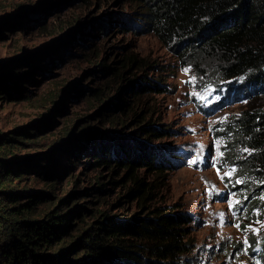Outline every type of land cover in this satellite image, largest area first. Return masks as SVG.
Returning a JSON list of instances; mask_svg holds the SVG:
<instances>
[{"label":"trees","instance_id":"obj_1","mask_svg":"<svg viewBox=\"0 0 264 264\" xmlns=\"http://www.w3.org/2000/svg\"><path fill=\"white\" fill-rule=\"evenodd\" d=\"M95 1L106 7L101 16L91 21L74 18L55 27L51 36L84 23L70 39L95 38L92 21H105L97 36L107 35L113 26L114 32L152 34L211 89H220L225 97L242 95L244 111L233 129L249 150L243 166L264 185V0H80L90 7ZM113 6L131 10L116 16ZM105 61L97 70L116 81V91L105 98L101 90L93 91L101 108L65 128L59 141H70L55 148L57 158L21 165L6 158L5 145L12 139L0 134V264H195V250L186 240L191 217L178 208L167 209L161 200L166 175L180 158L175 151H165L168 145L157 149L153 140L171 131L153 122L149 108L137 110L145 95L165 94L167 84L138 75L147 67L156 69L138 54L127 52L116 62ZM29 63L32 71L39 68L35 61ZM3 70L0 67V100L12 97L11 87L22 88L25 81L20 75L13 78L12 69ZM24 76L34 82L31 72ZM64 96L53 93L49 102L59 105ZM117 112L125 119L112 122L109 131L88 128L94 119L115 118ZM69 155L85 156L86 168L99 174L100 184L86 187L82 196L103 204L111 189L127 186L125 195L112 204L125 207L131 200L140 210L125 216L91 209L94 201L78 202V194L68 192V186L59 195L62 179L76 184L80 180L69 179L71 166L62 159ZM28 176L42 179L43 190L22 186ZM254 248L256 261L264 264V245Z\"/></svg>","mask_w":264,"mask_h":264},{"label":"rangeland","instance_id":"obj_2","mask_svg":"<svg viewBox=\"0 0 264 264\" xmlns=\"http://www.w3.org/2000/svg\"><path fill=\"white\" fill-rule=\"evenodd\" d=\"M23 8L30 12L22 16ZM105 8L97 1L90 7L80 0H0V67H4L3 73L12 69L13 78L20 75L25 80L22 88L21 84L11 87L12 97L0 100V134L12 139L5 145L9 154L6 158L21 165L57 158L55 148L64 143L59 139L65 128L101 108L93 91L101 90L104 98L116 91V81L102 77L97 70L104 58L113 63L121 54H138L149 66H156L147 67L138 75L145 74L153 81L167 84L165 94L145 95L137 110L149 108L153 122L171 131L153 140L157 149L164 150L168 145L165 151H175L180 158L174 160L173 169L166 175L161 200L167 209L178 208L180 214L191 217L186 240L195 250V264H261L251 251L256 245H264V185L243 166L246 152L233 129L244 111L242 95L225 97L220 95V89L218 94L195 70L179 64L152 34L120 29L114 32L112 29L117 28L113 26L107 35L104 32L97 36L99 25L105 21L93 22L90 32L95 38L70 37L58 49L47 50L48 43L60 35L51 36L55 27L74 18L91 21L101 16ZM112 10L118 16L131 9L125 7L122 11L113 6ZM30 61H35L39 68L32 71ZM25 72H31L34 82L26 81ZM61 92L65 95L64 101L59 98L61 104L49 102L51 94ZM116 114L108 120L94 119L87 126L109 131L112 122L125 119L119 112ZM62 159L71 166L67 171L71 174L69 179L75 176L80 180L76 184L74 180L62 179L59 195L68 186V192L75 190L78 194V202L94 201L91 209L125 216L140 210L131 200L125 207L112 204L117 196L125 195L127 186L111 189L103 204L91 195L82 196L86 187L100 184L96 179L98 171L86 168L85 156L69 155ZM232 169L235 172L226 176ZM32 177H25L22 186L43 190L42 179ZM237 180L242 183L237 184Z\"/></svg>","mask_w":264,"mask_h":264},{"label":"water","instance_id":"obj_3","mask_svg":"<svg viewBox=\"0 0 264 264\" xmlns=\"http://www.w3.org/2000/svg\"><path fill=\"white\" fill-rule=\"evenodd\" d=\"M72 6V5H70ZM26 9L23 8V9H20L21 13L23 14L24 11ZM93 23V21L91 22ZM85 26L84 23H82L81 25H75V26H72V28L70 29H67L65 30L64 32H62L59 37L53 39L50 43H48L47 45V50H56L58 49L60 46H62L63 44H65L67 42V40L77 31V30H81L83 29ZM70 141V139H67L64 141V143H68Z\"/></svg>","mask_w":264,"mask_h":264},{"label":"snow or ice","instance_id":"obj_4","mask_svg":"<svg viewBox=\"0 0 264 264\" xmlns=\"http://www.w3.org/2000/svg\"><path fill=\"white\" fill-rule=\"evenodd\" d=\"M186 71H187V70H186ZM243 151L248 152L249 150H248L247 148H245V149H243ZM221 155H223V153H221ZM193 163H195V161H193ZM218 172H219V170H218ZM232 172H235V169H232L231 172L225 173V175L230 177V176L232 175ZM236 183H237V184H240V183H242V182L239 181V180H237ZM236 203L239 204L240 201H236ZM230 207H232L231 204H230ZM221 218H223V214H221ZM236 226H237L238 228L240 227L239 224H237ZM255 231H258V230H255ZM244 242L247 243V240H245Z\"/></svg>","mask_w":264,"mask_h":264}]
</instances>
